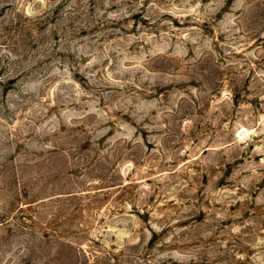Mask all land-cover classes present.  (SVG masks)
Returning a JSON list of instances; mask_svg holds the SVG:
<instances>
[{
	"label": "rangeland",
	"instance_id": "1",
	"mask_svg": "<svg viewBox=\"0 0 264 264\" xmlns=\"http://www.w3.org/2000/svg\"><path fill=\"white\" fill-rule=\"evenodd\" d=\"M0 264H264V0H0Z\"/></svg>",
	"mask_w": 264,
	"mask_h": 264
}]
</instances>
